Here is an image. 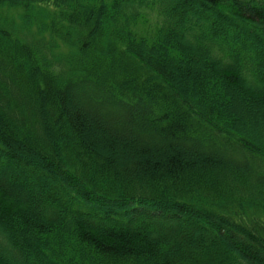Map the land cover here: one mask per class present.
<instances>
[{
    "label": "trees",
    "instance_id": "obj_1",
    "mask_svg": "<svg viewBox=\"0 0 264 264\" xmlns=\"http://www.w3.org/2000/svg\"><path fill=\"white\" fill-rule=\"evenodd\" d=\"M0 264H264V0H0Z\"/></svg>",
    "mask_w": 264,
    "mask_h": 264
}]
</instances>
